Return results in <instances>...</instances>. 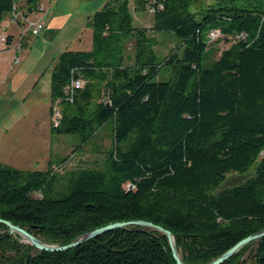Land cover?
<instances>
[{
  "label": "trees",
  "instance_id": "obj_1",
  "mask_svg": "<svg viewBox=\"0 0 264 264\" xmlns=\"http://www.w3.org/2000/svg\"><path fill=\"white\" fill-rule=\"evenodd\" d=\"M194 1L108 0L90 16L92 49L65 51L52 69L51 116L55 105L62 109L52 132L84 145L109 126L112 147L102 166L64 175L51 162L46 171L0 162V219L60 246L146 221L176 237L185 264H209L264 230V0ZM38 3L27 0L29 11ZM16 4L0 0V26ZM131 7L153 10L152 30L176 41L167 57L134 27ZM128 39L133 65L121 46ZM221 41L228 47L213 59ZM253 168L244 182L222 187ZM0 229V264H177L165 235L135 225L62 252L37 250ZM222 264H264V238Z\"/></svg>",
  "mask_w": 264,
  "mask_h": 264
},
{
  "label": "rangeland",
  "instance_id": "obj_2",
  "mask_svg": "<svg viewBox=\"0 0 264 264\" xmlns=\"http://www.w3.org/2000/svg\"><path fill=\"white\" fill-rule=\"evenodd\" d=\"M107 1L40 0L41 3L51 5L49 15L45 19L46 27L49 20H52L49 30H44L39 38H33L25 32L26 26L21 27L20 38L24 36V48L17 53L11 49V52L4 56L8 57L5 60L0 57V162L2 164L19 170L46 171L51 162L55 171L64 175L76 168L100 167L104 163L106 154L113 144L110 127L100 130L89 143L84 145L77 136L53 133L52 127L58 128L60 124L57 121L56 125L51 116L50 91L52 69L58 56L65 51L92 49L89 18L101 10ZM215 1L195 0L194 2L206 6ZM131 9L134 27L145 29L148 36L153 39L156 53L161 58L167 57L174 50L176 41L168 35L152 30L154 17L149 12L135 13L133 7ZM191 9L196 10L195 7ZM51 38L52 42H50ZM121 46L126 63L133 65L136 55L135 41L125 40ZM227 47L224 41L214 44L217 50L213 59L218 58L221 51ZM15 56L20 58V62L13 65ZM107 72V68L101 69L99 77L94 80L97 85L96 99ZM59 111L62 115L61 107ZM253 173L254 168L247 175L232 174L228 176L222 187L240 184ZM5 232L0 229L1 234ZM7 232L21 244L34 247L19 234H12L10 229ZM31 235L46 244L60 246L47 243L42 233ZM252 251V248L246 250L242 260L250 257Z\"/></svg>",
  "mask_w": 264,
  "mask_h": 264
},
{
  "label": "water",
  "instance_id": "obj_3",
  "mask_svg": "<svg viewBox=\"0 0 264 264\" xmlns=\"http://www.w3.org/2000/svg\"><path fill=\"white\" fill-rule=\"evenodd\" d=\"M0 224H4V225L8 226L10 229V232L12 234L13 233L19 234L20 236H22L26 240V242L28 244L34 246L36 249H38L40 251H46V252L67 251V250H70V249L80 245L81 243H84L88 240L97 238V237H99V236H101V235H103V234H105V233H107L113 229L124 228V227L134 226V225L140 226L143 228H147V229H150L153 231L160 232L161 234L165 235L168 238V241H169L172 253H173V257L175 258L177 264H185V263H183L181 256L177 250V247L175 244L176 237L170 231H167L160 226H157L153 223L146 222V221H132V222H127V223H115V224H112V225L91 231V232L83 235L82 237L78 238L77 240H75L71 244L63 245V246L46 244V243L42 242L41 240L35 238L33 235H31L25 229H23L19 226H16L9 221H5V220L0 219ZM261 238H264V230L243 239L242 241L237 243L232 249H230L228 252H226L221 257H219L218 259H216L215 261H213L209 264H222L226 260H228L229 258L234 256L237 252H239L243 247H245L246 245H248L249 243H251L253 241L260 240Z\"/></svg>",
  "mask_w": 264,
  "mask_h": 264
},
{
  "label": "built area",
  "instance_id": "obj_4",
  "mask_svg": "<svg viewBox=\"0 0 264 264\" xmlns=\"http://www.w3.org/2000/svg\"><path fill=\"white\" fill-rule=\"evenodd\" d=\"M49 12H50V4L48 3V5H46L40 2L37 4L36 9L34 11V13L38 15V18L29 19L28 16H26V14L18 8V4H16L13 11L11 12V22L16 25L23 24L24 27L26 26L25 32L30 34L33 38H39L44 31L45 19L49 15ZM149 13L152 14L153 10H149ZM210 36L212 39H217L219 38L220 35L219 32H212ZM23 37L21 36L19 43L12 45L9 43L8 34H6L2 26H0V44L6 45L8 50L13 49L15 53H17L18 50H22L24 48ZM19 62H20V58L15 56L13 58V65L18 64ZM81 87H82L81 81L78 80L73 83V91L80 89ZM53 108H54L53 117H52L53 122H56L57 125V121H59V124H61L62 116L59 111V107L55 105Z\"/></svg>",
  "mask_w": 264,
  "mask_h": 264
},
{
  "label": "crops",
  "instance_id": "obj_5",
  "mask_svg": "<svg viewBox=\"0 0 264 264\" xmlns=\"http://www.w3.org/2000/svg\"><path fill=\"white\" fill-rule=\"evenodd\" d=\"M17 4H18V8L22 12H24L26 14V16H28L29 19H32V17L34 18V15H35L34 19L38 18V15H36L34 12L29 11L28 5H27V0H18ZM50 7H51V5H50ZM51 23H52V20H49L48 27H46V24H45L44 30H46V31L49 30V25ZM1 26H2L3 30L6 32V34H8V36L11 37V44L12 45L19 43V41H20V30H21V27H23V24H19V25L13 24L11 22V13H10V14L5 16L3 22L1 23ZM50 42H52V38L50 39ZM8 52L10 53L11 50H8L7 47L0 44V57L2 56L3 60L8 58V57H4L6 54H8ZM50 106H51V99H50Z\"/></svg>",
  "mask_w": 264,
  "mask_h": 264
}]
</instances>
